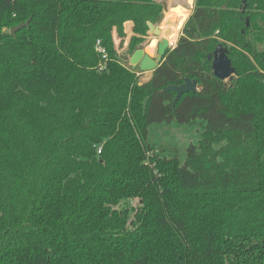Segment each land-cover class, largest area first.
<instances>
[{
  "label": "trees",
  "instance_id": "trees-1",
  "mask_svg": "<svg viewBox=\"0 0 264 264\" xmlns=\"http://www.w3.org/2000/svg\"><path fill=\"white\" fill-rule=\"evenodd\" d=\"M192 1L139 84L113 36L132 53L159 0H0V264H264V0ZM192 122L183 162L147 142Z\"/></svg>",
  "mask_w": 264,
  "mask_h": 264
},
{
  "label": "rangeland",
  "instance_id": "rangeland-1",
  "mask_svg": "<svg viewBox=\"0 0 264 264\" xmlns=\"http://www.w3.org/2000/svg\"><path fill=\"white\" fill-rule=\"evenodd\" d=\"M164 7L163 10V18H164V12L166 11L167 7L170 5H174L173 7L177 6L176 4H180L181 6L186 9H190V13L188 14L187 18L190 16L193 10V1L192 6L189 8V5L187 4V0H159ZM162 18V19H163ZM186 18V19H187ZM185 19V21H186ZM184 21V23H185ZM161 23V22H160ZM160 23L158 24L160 26ZM183 23V24H184ZM134 34V33H133ZM151 35V40H149ZM126 36V35H125ZM130 41L133 37L130 35ZM181 36V30L180 34H178V38ZM156 39V44L160 42V38L153 36L151 33L146 34L145 42L136 49L144 48L143 51L148 55V57L153 58L156 55V52L154 51L153 55H149L145 51V47L147 44L152 41V39ZM177 38V40H178ZM113 39L116 41L115 36H113ZM177 42V41H176ZM176 45V44H175ZM174 45V47H175ZM122 46V45H121ZM173 46H170V48ZM156 49V47H155ZM134 50V51H135ZM121 54V52H120ZM132 53L130 51L127 52V55L131 56ZM127 56V57H128ZM135 71H137L139 77H140V83L146 82L150 76L151 72H139L137 68H135ZM233 79V77H232ZM230 79L225 80V82H229ZM203 130V123L202 122H192L189 125H179L177 123H171V124H165V123H155L151 124L148 127V134H147V142L154 147L155 151L158 154L165 155V156H173L177 155L180 162H183L185 157V150L189 143H196L197 140L200 137V132ZM132 205H137V201H133Z\"/></svg>",
  "mask_w": 264,
  "mask_h": 264
},
{
  "label": "water",
  "instance_id": "water-1",
  "mask_svg": "<svg viewBox=\"0 0 264 264\" xmlns=\"http://www.w3.org/2000/svg\"><path fill=\"white\" fill-rule=\"evenodd\" d=\"M245 2L246 0H242V3L244 4L245 8ZM29 21H26L24 23H20L10 29V34L14 35L18 30L28 26ZM246 26H248V20H246ZM159 25H153L151 23H147L148 33H151L153 36L157 37L160 35V29ZM173 47L170 48L169 42L166 39H162L160 42H158L156 47V55L153 58H149L146 53H143L141 59L139 60V63L134 66L133 61L134 57L133 55L135 53L140 54L142 53L144 48L136 49L132 52L130 58H129V65L131 68L135 69L137 68L139 72H153L164 60V57L166 55L167 50L173 49ZM208 58L211 60V69L213 72V75L221 80L225 81L227 79H231L234 77L235 70L231 65V61L227 56V51L224 47L219 46L213 53V55H208ZM144 66V69L140 67L139 64ZM264 84V81L262 82ZM141 84V83H139ZM163 92L172 91L175 93L174 99L172 104L174 105L178 99L186 93H195L197 92V82L196 80H190L188 78L184 79L183 83L180 85L175 86H167L163 90Z\"/></svg>",
  "mask_w": 264,
  "mask_h": 264
},
{
  "label": "bare ground",
  "instance_id": "bare-ground-1",
  "mask_svg": "<svg viewBox=\"0 0 264 264\" xmlns=\"http://www.w3.org/2000/svg\"><path fill=\"white\" fill-rule=\"evenodd\" d=\"M187 4L189 5V8H190L191 7L190 1L187 0ZM176 5H178V7L172 6L166 9V11L164 12V18L162 19L160 23V27H159L160 40L166 39L169 42L170 46H174L176 44L175 39L178 35V32L182 24L184 23L185 19L187 18L188 14L190 13V9L179 7L181 6L180 4H176ZM155 47H157L156 39L153 38L152 41H150L149 44L145 47V51L149 55L152 56L154 51L156 52ZM143 53L144 51H142V53L138 55L137 53L133 55L134 57L133 65L134 66H136L139 63V60L141 59ZM139 65L142 69H144V66L142 65V63Z\"/></svg>",
  "mask_w": 264,
  "mask_h": 264
},
{
  "label": "crops",
  "instance_id": "crops-1",
  "mask_svg": "<svg viewBox=\"0 0 264 264\" xmlns=\"http://www.w3.org/2000/svg\"><path fill=\"white\" fill-rule=\"evenodd\" d=\"M188 1H190L191 6H192V0H188ZM182 26H183V24H182ZM182 26H181V28H182ZM127 27L130 30L129 32H127ZM181 28H180V30H181ZM132 29H133V23L132 22H126L124 24V33L126 34V40L124 41L122 49L119 51V58H120V60H123L124 64H127L129 62V56L127 55V52L129 51L130 37H131L130 35L134 36ZM180 30H179L178 34H180ZM177 38H178V35L175 39V42L177 41ZM120 52H121V54H120ZM127 66L130 67V65H127Z\"/></svg>",
  "mask_w": 264,
  "mask_h": 264
},
{
  "label": "built area",
  "instance_id": "built-area-1",
  "mask_svg": "<svg viewBox=\"0 0 264 264\" xmlns=\"http://www.w3.org/2000/svg\"><path fill=\"white\" fill-rule=\"evenodd\" d=\"M126 35V34H125ZM115 36V35H114ZM116 41L113 39L114 41V44H115V50H116V56L119 58V51L122 49L123 47V44H124V41L126 40V36L123 38V39H118L116 36ZM122 45V46H121ZM96 50L102 55V59H106L107 58V55H106V52H105V49L101 46V43L99 41L96 42ZM120 59V58H119ZM122 63L123 60H120ZM129 63V62H128ZM125 64L126 66L129 65V64Z\"/></svg>",
  "mask_w": 264,
  "mask_h": 264
}]
</instances>
